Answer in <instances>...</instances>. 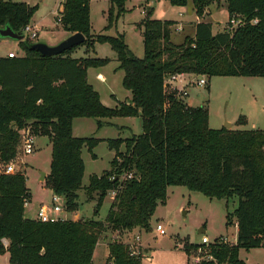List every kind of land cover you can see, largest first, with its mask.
<instances>
[{
	"label": "trees",
	"instance_id": "16d2710c",
	"mask_svg": "<svg viewBox=\"0 0 264 264\" xmlns=\"http://www.w3.org/2000/svg\"><path fill=\"white\" fill-rule=\"evenodd\" d=\"M92 0H64L58 21L71 33L86 40L65 52L46 56L32 49L26 35L20 40L23 56H0V161L21 154L22 134L31 127L36 136L52 142V160L45 185L64 200L66 212L80 209L78 190L82 187L85 162L82 148H94L103 141L73 135L78 117H140L142 133L129 138L107 139L115 150L109 170L90 176L86 191L97 195L98 215L111 191L116 196L106 221L80 218L42 222L25 215L31 202L25 171L7 173L0 168V254L9 253L10 264H92L101 234L108 229L124 231L150 228L158 202L167 200L172 185H183L211 198L238 197L228 213V224L238 226L237 241L223 237L209 243H185L188 254L195 252V264H247L240 250L264 246V129L211 128L207 105L191 106L185 98L168 91L165 79L174 74L264 77V0H192L198 16L213 3L225 1L229 21L242 23L233 30L213 33L210 22L196 25L193 37L181 44L172 41L177 21L153 18L154 8L144 6V54L129 47L125 35L92 33ZM128 0H109L108 23L112 29L127 12ZM151 0H146L148 3ZM187 6L189 0H168ZM39 5L0 0V29L10 26L23 32ZM96 43H108L124 71L123 86L131 91L129 101L105 105L88 80V69L102 67L108 57L72 56L80 46L95 50ZM240 116L237 123L246 121ZM122 145L125 151L121 150ZM126 172L133 177L121 181ZM135 249V248H134ZM136 250V249H135ZM122 241L109 243L106 264H142V252Z\"/></svg>",
	"mask_w": 264,
	"mask_h": 264
},
{
	"label": "rangeland",
	"instance_id": "374dc122",
	"mask_svg": "<svg viewBox=\"0 0 264 264\" xmlns=\"http://www.w3.org/2000/svg\"><path fill=\"white\" fill-rule=\"evenodd\" d=\"M60 1L41 0V3H39V7L32 18V21L36 22V27L38 28V36L32 39L34 42H44L49 46H54L62 41L61 38L65 29L58 21L59 13L57 12V8ZM154 1L153 6L156 8V15L158 17L167 19L180 18L178 10L175 8L176 6L172 5L168 0H162V2L158 0ZM144 3L145 0H128L126 4L127 12L121 17L122 19L120 18L121 20L112 29L104 30L103 26L107 23L106 19L105 21L103 19V14H106L107 2L103 0L94 2L92 5V33L94 35L108 34L112 36L123 33L127 44L134 53L138 56H143V28H139L135 23L142 19L139 5H143ZM206 10L209 11V8L207 7ZM184 11H186V8L182 9V12ZM200 18L209 19L213 22L215 33L226 31L230 23L227 6L222 2L212 6L206 17L204 14ZM124 23H126V27H124ZM31 26L34 27V25ZM171 34V39L176 44H181L186 36H194L190 28H183L182 26V29H177L176 25L172 27ZM19 41L15 38L0 36V56L6 57L10 51L14 52L16 56H23L25 51L22 49ZM74 53L79 57H108L110 62L99 68L105 75L109 76L108 82L98 81L94 70H91L89 81L94 84L105 101L108 102V105L103 102L105 105L112 108L117 106L111 99V92L116 93L118 98L124 101L125 94L130 93V91L123 86L124 71L118 68L119 60L110 44L98 43L97 51L92 50L91 52L87 50L86 46L82 45ZM184 77H187V80L190 79L195 82H198L202 78L207 81L204 85H198L197 83L189 84L187 90L191 93L192 104L195 106L207 105L211 128L219 129L231 123L232 126L229 129H264V77L215 76L209 79L206 76L195 74H187ZM183 82L184 80H179L176 84L180 85ZM167 90L172 91L171 88H167ZM185 98L188 99V96ZM240 116L243 117V120L246 119L244 124L237 123ZM102 119L113 121L119 126L136 123L133 127V133L142 130V120L140 117ZM98 121L99 119L97 118H77L75 121V134L107 139L123 136L131 137L134 135L131 132L122 131L109 125L99 130ZM111 152L106 140L102 141L95 149L96 158L92 157L87 146L83 148V160L86 169L82 187L78 190L80 209L77 211L82 218L106 221L105 219L114 200V197H111L114 195L113 191L108 193L99 214L95 215L94 210L97 204V195L94 193L90 197L86 191V187L90 183L91 175H101L105 170L110 169ZM51 160L52 145L50 137L38 136L35 152L27 156L21 153L14 162L15 170L25 171L27 174L26 184L30 192L33 193L34 199L43 201L42 203L44 204H51L53 200L52 191L44 184L48 175L46 172L50 171ZM11 162L12 160L8 162L0 161V168H4ZM42 172L46 173L45 179H41ZM124 174L121 176V181L124 180ZM238 201V197L229 199L211 198L202 192L190 190L183 185L169 186L167 200L165 203L158 202L156 211L150 220V228L135 227L132 230L124 231L113 230L112 228L108 229L101 234L99 249L92 264L107 263V244L113 241H122L133 246L138 252H142V264H195L197 262L195 252L188 254L184 249V244L187 242L196 244L205 243V237H207V241H214L220 237H223L225 240H234L237 237L235 217L233 216V224L229 225L227 215L234 212ZM63 202V198H59L58 203L63 206ZM35 206L36 202L27 205L26 212L28 216H36L37 209H35ZM158 223L164 227V234H161L157 230ZM137 237L139 239H136ZM240 257L247 264H264V246L250 250L241 249ZM0 264H10L8 254H0Z\"/></svg>",
	"mask_w": 264,
	"mask_h": 264
},
{
	"label": "crops",
	"instance_id": "0c3cea01",
	"mask_svg": "<svg viewBox=\"0 0 264 264\" xmlns=\"http://www.w3.org/2000/svg\"><path fill=\"white\" fill-rule=\"evenodd\" d=\"M23 2H26V3H28V4H30V5H35V4H38L39 5V3H41V0H22ZM96 1H98V0H92L91 1V23H92V5H93V3L94 2H96ZM102 1V0H101ZM104 2H107V9H106V14L104 15L103 14V19H104V21H105V19H106V23H108V20H107V13H108V10H109V8H110V6H111V4H110V2H109V0H103ZM159 2H162V0H158ZM63 2H64V0H61L60 1V4H59V6H58V13L59 12H61L62 10H63ZM154 0H151V1H149L148 3H146V0H145V3L143 4V5H139V7L141 8V13H142V19L144 18V15H145V10H144V6L146 5V6H148V7H153L154 8V14H153V18H156V19H160V20H172V21H177V23L175 24L176 26L177 25H179V24H181L182 26H183V28H190L192 31H193V35H195V33H196V25L198 24V23H200V22H210V23H212V26H213V33H215V29H214V24H213V22H211L209 19L208 20H205V19H201L200 18V16H198V14L196 13V10H195V8H194V5H193V2H192V0H189V4L187 5V6H176L175 8H176V10H178V14H179V17L180 18H178V19H167V18H162V17H158L157 15H156V8L153 6V4H154ZM169 2V1H168ZM222 3L225 5L226 3L224 2V1H222ZM216 3H213L212 5H210L208 8H209V11H207V10H205V17H206V14H208L209 12H210V9L212 8V6H214ZM141 6H143V7H141ZM185 9L186 8V11H184V12H182V9ZM188 9V10H187ZM57 13V14H58ZM207 17H209V15H207ZM122 19V18H121ZM121 19H119L118 21H120ZM141 19V20H142ZM140 20V21H141ZM140 21H138V22H136L135 24L136 25H138V23L140 22ZM126 22V21H125ZM105 23V22H104ZM118 23V22H117ZM31 25H34V27L38 30V28L36 27V22H33L32 20H31V23H30ZM107 24H105L104 26H103V29H105V26H106ZM124 27H126V23H124ZM65 32L63 33V35H62V38H61V40L63 41L64 39H66L67 37H69L71 34H73V33H71V32H69V31H66V30H64ZM61 40H59V41H61ZM97 44L98 43H96V45H95V50L97 51ZM77 51V50H76ZM10 52H12V51H10ZM9 52V53H10ZM91 52V51H90ZM72 56L73 57H76V58H80L79 56H76L75 55V53H72ZM99 68L100 67H91V68H89L88 69V80L90 79V74H91V70H94L95 72H96V75H95V77H96V79L98 80V81H100V82H108V80H109V76L108 75H105L104 74V72L102 71V70H99ZM99 75H101L102 76V79H99L98 78V76ZM124 77V76H123ZM179 80H184V82L181 84L180 83V85H178V84H176V82L177 81H179ZM176 82H175V85L178 87V88H183V87H185V83H187V77H183V78H180V79H178ZM90 82V81H89ZM91 83V82H90ZM93 86H94V84L93 83H91ZM111 87V86H110ZM94 88H95V86H94ZM188 87H186V89H187ZM96 89V88H95ZM97 90V89H96ZM98 91V90H97ZM111 91V90H110ZM130 91V90H129ZM188 91V99L187 98H185V100H186V102L189 104V105H191V106H195L194 104H192V101H191V93H190V91L189 90H187ZM99 92V91H98ZM100 93V92H99ZM100 96H101V100H102V102H104L105 104H107L108 105V102H106L105 101V99L102 97V95H101V93H100ZM111 99L116 103V105H118V101H123V100H120L119 98H118V96L116 95V93H114V92H111ZM131 99V91H130V93H126L125 94V97H124V101H129ZM78 118H83V117H78ZM86 118H88V117H86ZM133 118H138V117H133ZM77 120V118H75L74 119V121H73V135L74 136H76V137H87V136H79V135H77V134H75V130H76V124H75V121ZM101 120V119H100ZM142 120V119H141ZM210 120V119H209ZM101 122H102V126L101 127H99L100 129L99 130H102L103 128H105V126L106 125H109V126H112L113 128H119V129H121L122 131H126V132H131V133H133V131H134V129H133V127L135 126V124L136 123H133V124H131V125H123V126H119L118 124H116V123H114L113 121L111 122V121H109V120H101ZM140 133H142V130L140 131V132H134L133 134H135V135H138V134H140ZM40 136V135H39ZM37 137L38 136H36V139H37ZM119 138H123V139H126V138H129L128 136H123V137H119ZM100 139H103V141L104 140H107V138H100ZM101 143V142H100ZM99 143V144H100ZM98 144V145H99ZM51 145H52V142H51ZM98 145L94 148V150H93V153H94V151H95V149L98 147ZM85 147V146H84ZM83 147V148H84ZM83 148H82V158H83ZM111 149V148H110ZM121 150L122 151H124L125 150V146L124 145H122V147H121ZM111 157H112V160H113V158L115 157V150H113V149H111ZM95 154V153H94ZM92 155V154H91ZM96 155V154H95ZM97 156V155H96ZM111 160V161H112ZM111 167V166H110ZM85 169H86V166H85ZM107 170H109V169H107ZM50 172V171H49ZM49 172H46V173H49ZM26 177H27V174H26ZM45 184V183H44ZM50 191H52V190H50ZM53 193V192H52ZM55 194L53 193L52 194V198H53V196H54ZM31 196H32V198H31V202H29V203H27L26 204V206H25V215L27 216V217H30V216H28V214H27V212H26V209H27V205L28 204H33L34 202H36V206H35V209H37L38 210V208L40 207V205L41 204H44V203H42L43 201H37V199H34V195H33V193L31 192ZM112 198H113V196H111ZM59 198L60 199H62V197L61 196H59ZM64 201V200H63ZM64 203V202H63ZM63 212L61 213V217L63 218V219H72V220H77V219H80V218H82V216L78 213V212H73V213H69V212H66L65 211V209H64V204H63ZM37 210H36V212H37ZM64 214H66L65 216H64ZM74 216V217H73ZM30 218H33V219H36V216H34V217H30ZM235 226H236V228H237V234H238V226H237V224H235ZM230 241H232V242H236L237 241V237L236 238H234V240H230ZM107 244V243H106ZM99 245H100V242L98 243V245H97V247H96V249H95V252H94V256H93V261H94V259H95V257H96V254H97V252H98V249H99ZM5 254H8V257H9V253H5ZM107 254H108V257H107V260H108V258H109V244H107ZM247 260V259H246Z\"/></svg>",
	"mask_w": 264,
	"mask_h": 264
},
{
	"label": "built area",
	"instance_id": "2783aa9c",
	"mask_svg": "<svg viewBox=\"0 0 264 264\" xmlns=\"http://www.w3.org/2000/svg\"><path fill=\"white\" fill-rule=\"evenodd\" d=\"M241 23H242L241 18L233 17L230 20V23L228 25V29L233 30L236 27H238ZM177 29H182V25L181 24L177 25ZM23 32H24V35H27L30 39H34L38 36V30L36 28L32 27L30 24L24 28ZM8 56L9 57H16L14 52L8 53ZM185 75H187V74H174V75L167 76L165 79L167 86L169 88H171L172 91H176V95H178L179 97L185 98L188 95V91H187L186 87L189 84L197 83L198 85L199 84L204 85L207 83V81L204 78L200 79L198 82L191 81L190 79H188L187 85H185V87L180 89L175 85V82L178 79L183 78ZM98 78L102 79V76L99 75ZM21 134H22L21 153L25 156L34 153L36 150V135L32 131V128L31 127L23 128L21 131ZM16 159H17V157L14 158L11 163H9L7 166L4 167L5 172L12 173L15 171L14 162L16 161ZM124 175H125L124 179L125 178H131V177H133V172H126ZM113 194H114L113 197L115 198L116 191H113ZM58 200H59V195H54L51 204H41L40 207L38 208L37 212H36V219L39 221H42V222H56L59 220H63V218L61 217V213L63 212V207L61 204L58 203ZM157 230L161 234L165 233V229L160 223L157 224ZM136 239H139V237H137ZM204 240H206L205 243L210 242V241H207V237H205ZM131 248L133 249L132 254L138 252L137 250L134 249L133 246H131ZM195 259H197V261H199L198 257H196Z\"/></svg>",
	"mask_w": 264,
	"mask_h": 264
},
{
	"label": "water",
	"instance_id": "95a60500",
	"mask_svg": "<svg viewBox=\"0 0 264 264\" xmlns=\"http://www.w3.org/2000/svg\"><path fill=\"white\" fill-rule=\"evenodd\" d=\"M0 36L11 37V38H15L18 40H22L25 35L22 32H16L10 26H7L5 28L0 29ZM85 40H86V37L83 33L76 32V33L71 34L69 37H67L66 39H64L57 45L49 46L48 44L44 42H36L32 45V49H36L46 56H55V55H59L65 52L66 50L76 45L82 44ZM231 126L232 124L228 123L226 128L229 129ZM41 175H42L41 179H45L46 173L42 172Z\"/></svg>",
	"mask_w": 264,
	"mask_h": 264
}]
</instances>
